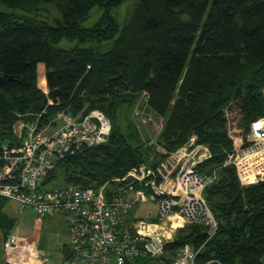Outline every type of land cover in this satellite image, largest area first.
Returning <instances> with one entry per match:
<instances>
[{
  "label": "trees",
  "instance_id": "16d2710c",
  "mask_svg": "<svg viewBox=\"0 0 264 264\" xmlns=\"http://www.w3.org/2000/svg\"><path fill=\"white\" fill-rule=\"evenodd\" d=\"M134 1L119 29L110 11L124 0H0L10 10L0 11V147L17 144L15 126L43 112L40 126L58 112L99 111L111 123L107 142L57 162L43 185L62 178L97 187L122 178L151 156L117 123L120 109L145 94L149 111L163 120L158 146L171 152L195 137L209 151L199 172L215 176L203 192L215 234L207 241V227L187 226L167 249L199 250L197 264H261L264 185L241 187L224 164L245 145L249 124L264 117V0ZM43 4L55 9V25L22 15ZM96 7L101 17L81 28ZM62 40L113 42L96 54L53 47ZM7 204L0 198L1 241L16 223Z\"/></svg>",
  "mask_w": 264,
  "mask_h": 264
},
{
  "label": "built area",
  "instance_id": "2783aa9c",
  "mask_svg": "<svg viewBox=\"0 0 264 264\" xmlns=\"http://www.w3.org/2000/svg\"><path fill=\"white\" fill-rule=\"evenodd\" d=\"M43 115L16 125L21 142L1 145L0 198L16 204L17 214L31 210L39 218H64L69 253L61 264H137L142 260L197 264L199 250L167 247L184 226L207 227V240L215 234L217 223L203 197L214 177L198 170L209 158L207 147L197 145L195 137L171 152L156 144L158 154L122 178L97 187L66 185L43 192L40 187L57 162L105 144L111 132V124L99 111L75 117L58 112L40 126ZM228 166L234 168L241 187L264 185V117L249 124L245 145L224 164ZM143 203L156 205L154 221L132 218ZM20 240L22 244L14 233L6 238L5 264H41L38 243Z\"/></svg>",
  "mask_w": 264,
  "mask_h": 264
},
{
  "label": "rangeland",
  "instance_id": "374dc122",
  "mask_svg": "<svg viewBox=\"0 0 264 264\" xmlns=\"http://www.w3.org/2000/svg\"><path fill=\"white\" fill-rule=\"evenodd\" d=\"M134 4H135L134 0H124L121 6L112 9L110 11V15L114 19L116 24L119 26V29L126 22L128 16L133 10ZM0 11H3L5 13H10V10L1 6H0ZM22 15L35 18L38 21L46 22L50 25H55V20L57 19V14L55 9L53 8V6L49 4H43L39 6L38 9H36L31 14H22ZM101 15H102V10L96 7L89 13L87 19L79 24V26L83 29H89L98 21ZM112 42L113 41L110 40L98 46L94 43H87L85 45H82V44H78L77 41L68 42L66 40H62L58 44L53 45V47L56 49L69 50L78 45V47H82V48H91L96 54H103L111 50ZM117 121L120 127V131L122 133L126 135H132L135 137L133 142L134 144H141L146 149L150 148L151 156L158 154L157 148L155 149V145L158 144L157 143L159 138L158 131L159 130L161 131L162 129L163 120L157 118L149 111L142 95L136 99L131 109L128 108L120 109L118 113ZM12 133L15 140H17L16 142H21V140L19 139L22 138L17 137L18 133L16 128L15 130H13ZM213 177L215 178V176ZM65 186L66 183L63 181V179L58 178L57 180H54L48 184L42 185L40 189L43 192L54 191L57 189L64 188ZM18 209L19 207L12 202H8V204L5 207L6 214L14 218L16 222L14 229L11 231V233H14V235H16V237L19 239L20 244L23 243V241H21L20 238L24 239V241L27 240L28 243L37 242L39 244L38 251L42 258L43 264H60L63 256L58 250V246L60 243H64L66 241L65 234H66L67 225L65 223L64 218L61 216H51V217L46 216L45 218H39L31 210H22L20 214H17L16 210ZM156 215H157V209L155 204L143 203L140 204L134 210L132 214V218L135 220H148V219L152 220L156 218ZM185 227L187 226H184L183 229ZM5 240L1 241L0 239V252L2 253L4 263H5L4 260ZM137 264H161V263L154 260H142L139 261ZM261 264H264V256L261 260Z\"/></svg>",
  "mask_w": 264,
  "mask_h": 264
},
{
  "label": "crops",
  "instance_id": "0c3cea01",
  "mask_svg": "<svg viewBox=\"0 0 264 264\" xmlns=\"http://www.w3.org/2000/svg\"><path fill=\"white\" fill-rule=\"evenodd\" d=\"M54 216V215H53ZM46 217V216H45ZM43 217V218H45ZM48 217H51V216H48ZM66 241L64 243H60L59 246H58V250L60 251V253L62 254L63 258H62V261L66 258V256L68 255L69 253V232H68V228L66 226ZM40 238V237H39ZM38 248H39V244H38ZM61 261V263H62ZM60 263V264H61ZM5 264V263H4ZM43 264V263H41Z\"/></svg>",
  "mask_w": 264,
  "mask_h": 264
},
{
  "label": "bare ground",
  "instance_id": "6f19581e",
  "mask_svg": "<svg viewBox=\"0 0 264 264\" xmlns=\"http://www.w3.org/2000/svg\"><path fill=\"white\" fill-rule=\"evenodd\" d=\"M112 15H114V14H112ZM172 103V102H171ZM170 104V103H169Z\"/></svg>",
  "mask_w": 264,
  "mask_h": 264
}]
</instances>
